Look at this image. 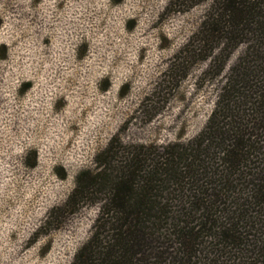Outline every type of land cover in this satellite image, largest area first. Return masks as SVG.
<instances>
[{"label":"rangeland","instance_id":"rangeland-1","mask_svg":"<svg viewBox=\"0 0 264 264\" xmlns=\"http://www.w3.org/2000/svg\"><path fill=\"white\" fill-rule=\"evenodd\" d=\"M211 1L0 0V264L71 263L104 194L65 202L110 140L155 154L200 132L244 51L201 41Z\"/></svg>","mask_w":264,"mask_h":264},{"label":"trees","instance_id":"trees-1","mask_svg":"<svg viewBox=\"0 0 264 264\" xmlns=\"http://www.w3.org/2000/svg\"><path fill=\"white\" fill-rule=\"evenodd\" d=\"M198 34L244 45L205 125L155 154L110 140L75 175L65 206L104 198L70 264H264V0H212Z\"/></svg>","mask_w":264,"mask_h":264}]
</instances>
